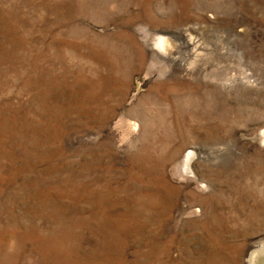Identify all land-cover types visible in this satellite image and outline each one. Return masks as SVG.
<instances>
[{
    "label": "rangeland",
    "instance_id": "1",
    "mask_svg": "<svg viewBox=\"0 0 264 264\" xmlns=\"http://www.w3.org/2000/svg\"><path fill=\"white\" fill-rule=\"evenodd\" d=\"M263 246L264 0H0V264Z\"/></svg>",
    "mask_w": 264,
    "mask_h": 264
},
{
    "label": "bare ground",
    "instance_id": "2",
    "mask_svg": "<svg viewBox=\"0 0 264 264\" xmlns=\"http://www.w3.org/2000/svg\"><path fill=\"white\" fill-rule=\"evenodd\" d=\"M157 45L160 47V50L162 51V52H165V49H166V41H165V39L161 36L159 39H158V41H157ZM196 155V154H195ZM192 157H193V151L192 150H188V154H187V157H186V160H187V163L188 162H190V161H192L191 159H192ZM188 165V164H187ZM260 251V249L258 248H256V250H255V252L254 253H252V257H253V261H254V259L255 258H257V257H260V254H261V256H263L264 254V246H263V248H261V251L262 252H259ZM251 260V261H252ZM257 260H258V258H257ZM257 260H256V262L255 263H257ZM250 262V261H249ZM252 264V263H251Z\"/></svg>",
    "mask_w": 264,
    "mask_h": 264
}]
</instances>
